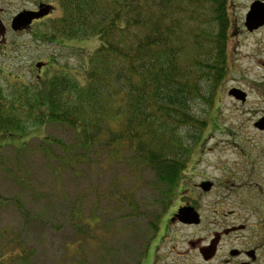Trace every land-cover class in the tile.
Returning <instances> with one entry per match:
<instances>
[{
	"label": "trees",
	"instance_id": "trees-1",
	"mask_svg": "<svg viewBox=\"0 0 264 264\" xmlns=\"http://www.w3.org/2000/svg\"><path fill=\"white\" fill-rule=\"evenodd\" d=\"M57 4L59 16L41 39L54 43L58 38L97 37L101 44L87 61L82 83L75 76L55 75L41 80L39 89L21 92L19 102L4 101L0 134L28 132L17 117L18 104L34 126L72 128L76 133L72 143L44 136L37 151L45 155L43 162L59 190L67 174L77 185L90 175H95L96 183L83 192L79 188L61 192L66 216L55 224L49 209L26 207L38 190L29 181L30 166L17 168L14 178L21 193L33 195L13 201L0 197V203L19 206L23 221L12 246L0 248V264H38L39 247L23 241L34 234L33 224L52 232L73 228L78 233L57 254L55 264H91L93 251L104 254L103 264H121L127 258L143 264L178 195L187 157L197 154L204 143L209 119L200 117L195 107L202 102L213 108L217 89L227 76L233 15L227 0H58ZM119 165L129 173L105 185L106 173L122 168ZM130 174L137 183L123 188ZM144 185L154 191L150 203L138 195ZM85 199L92 204L89 209L83 206ZM135 236L141 240L137 249L131 246Z\"/></svg>",
	"mask_w": 264,
	"mask_h": 264
},
{
	"label": "rangeland",
	"instance_id": "rangeland-1",
	"mask_svg": "<svg viewBox=\"0 0 264 264\" xmlns=\"http://www.w3.org/2000/svg\"><path fill=\"white\" fill-rule=\"evenodd\" d=\"M42 1L45 4L58 8V0H34ZM239 7L234 14L237 21H242L243 4H248L249 0H235ZM32 8L29 0H0V21L11 26L13 17L22 9ZM232 13V12H231ZM59 16L58 10L42 22H38L33 27V32L15 33L9 29L6 36V46L0 49V105L4 101L19 102L20 93L39 89L41 78L48 79L55 75L75 76L81 83L84 81V70L89 57L99 48L101 42L97 37L83 40H64L58 38L56 42H48L41 39L40 35L50 31V22ZM18 32V31H17ZM260 43V44H259ZM246 52V62L244 56ZM228 73L221 86L217 89L215 104L209 108L206 104L199 102L195 107L198 115L204 119H209V126L204 132V143L201 144L196 153L204 156L205 165L197 168L202 170L205 176L212 180L217 187L218 198L229 199L225 205L216 207L223 212L234 211L235 216L229 220L243 222L246 218V211L240 203L245 202L246 191L242 190L246 184L257 185L260 195L257 198L264 199V173L260 155L264 148V135L256 133L253 125L264 114V34L255 37L246 36V48L244 47V37L231 36L229 46V59L227 60ZM41 66V68H38ZM246 75V93L248 100L246 103V115L244 106L232 99L228 92L232 88L244 89V78ZM17 117L22 118V123L28 127V134L22 136H8L0 134V197L3 200L13 201L16 198H27L33 192L21 193V188L14 178L24 165L30 166L32 170V186L37 189L36 198L26 202V207L31 210L49 209L51 222L62 221L66 216L61 203V192L66 189L83 192L90 189L96 183L95 175H90L87 180L83 179L82 186L75 184L70 175H65L62 190L53 184L52 173L43 162V153L37 151L44 136H51L61 139L65 143H72L75 139V131L64 125L53 124L46 127H37L28 119V113L17 105ZM23 145H27L24 149ZM18 149H23L18 151ZM210 165V166H208ZM121 166V165H119ZM118 170L107 172L103 183L108 184L113 178L118 177L127 168L121 166ZM114 169V168H113ZM251 172V174L246 173ZM121 173V174H120ZM129 173V172H127ZM147 181H151V176L146 174ZM195 182L200 180L195 179ZM137 183L133 175H129L128 180H123V188H127ZM223 188V189H222ZM229 189V190H228ZM236 192L235 196H230V190ZM239 189V190H238ZM44 193V198L42 194ZM154 191L148 185L139 188L138 195L141 199L151 202L154 199ZM80 194V193H79ZM54 196V197H53ZM177 197V196H176ZM215 199V197H214ZM13 203V202H12ZM264 203V201H263ZM92 204L89 199H85L83 206L89 207ZM176 207V206H175ZM66 210V208H65ZM241 217L242 219H236ZM253 218V216H252ZM210 219H212L210 217ZM173 225V224H172ZM34 234L31 238H24V243L34 244L39 247L38 264H55L57 254L63 250L67 243H73L79 236L76 230L69 228L63 232L49 231L47 227L32 225ZM23 230L22 215L19 206L16 204L0 203V248L12 246L17 236ZM185 233L182 228L173 225L170 230V237L166 238L164 244L160 246L159 254L161 260L155 264H181L178 258L180 249L179 240ZM164 235V233H162ZM19 238V237H18ZM136 247L141 245V240L134 237ZM4 250V249H3ZM104 254L93 251L89 263L103 264ZM123 261V260H122ZM147 256L143 264H148ZM120 264V262H117ZM121 264H133L131 259L124 260Z\"/></svg>",
	"mask_w": 264,
	"mask_h": 264
},
{
	"label": "flooded vegetation",
	"instance_id": "flooded-vegetation-1",
	"mask_svg": "<svg viewBox=\"0 0 264 264\" xmlns=\"http://www.w3.org/2000/svg\"><path fill=\"white\" fill-rule=\"evenodd\" d=\"M234 1L227 0V8L231 10L232 14H234L233 10L239 7ZM29 3L32 8L19 11L13 17L11 26L3 25L0 21V49L6 46V36L9 29L15 33L33 32L36 23L51 17L56 11V6L45 4L42 1L29 0ZM242 8L241 24L233 15L234 22L229 27V31L233 36L242 35L244 37V47L246 48V36L255 37L264 34V0H249L248 4L245 2ZM46 11L48 12L47 15L39 19L35 18L30 25L21 31L16 32L12 29L13 20L19 14L29 12L31 16H35L39 12L43 14ZM244 61L246 62V52ZM244 82V89L232 88L228 95L244 106V114L246 115L248 100L246 75ZM233 89L240 90L243 99H237L235 96L230 95ZM263 118L264 114L253 125L256 133L262 135H264V130L256 127V124ZM204 158L200 154L187 157L181 173L180 186L177 189L178 195L173 199L157 235L150 243L147 253V256H149L148 264H155L161 260L158 253L160 246L164 244L166 238L170 237V230L173 225L181 227L185 233L179 240L178 258L181 264H264V199L261 200L260 197L254 196H262V193L258 192L257 185L249 187V183L242 187V190L246 191V196L243 197L245 202L240 203V205L244 207L241 210L246 211V218L239 223L229 220L236 215V212H223L216 208L225 205L229 199L221 198L220 202L216 198L218 195L216 191L221 187H217L212 180L206 177L205 172L202 170L197 171V168L201 167L202 164L205 165ZM260 158L262 160V172L264 173V148ZM246 173L251 174L247 171ZM195 179L200 180V182H195ZM251 191H254V195ZM228 194L235 196L236 192L231 189ZM236 219L241 220L242 218L238 217Z\"/></svg>",
	"mask_w": 264,
	"mask_h": 264
},
{
	"label": "water",
	"instance_id": "water-1",
	"mask_svg": "<svg viewBox=\"0 0 264 264\" xmlns=\"http://www.w3.org/2000/svg\"><path fill=\"white\" fill-rule=\"evenodd\" d=\"M47 14H48L47 11L43 14L41 12H39L35 16H31L29 12L21 13L13 20L12 29L16 32L21 31L22 29H24L25 27L30 25L35 18L39 19V18L44 17ZM38 68H41V66H38ZM230 95L235 96L237 99H243L242 92L240 90H237V89H233L230 92ZM256 127H258L260 130H264V118L261 119L256 124Z\"/></svg>",
	"mask_w": 264,
	"mask_h": 264
}]
</instances>
